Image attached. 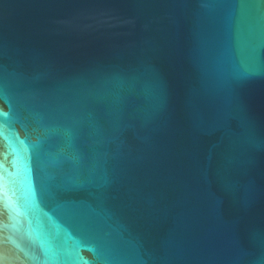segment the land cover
<instances>
[{"label":"water","instance_id":"obj_1","mask_svg":"<svg viewBox=\"0 0 264 264\" xmlns=\"http://www.w3.org/2000/svg\"><path fill=\"white\" fill-rule=\"evenodd\" d=\"M0 264H264V0H0Z\"/></svg>","mask_w":264,"mask_h":264}]
</instances>
